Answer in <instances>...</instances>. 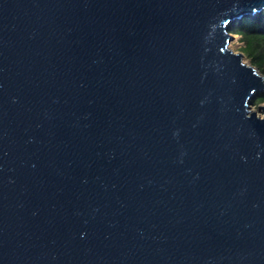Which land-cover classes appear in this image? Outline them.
I'll return each mask as SVG.
<instances>
[{"label":"water","instance_id":"1","mask_svg":"<svg viewBox=\"0 0 264 264\" xmlns=\"http://www.w3.org/2000/svg\"><path fill=\"white\" fill-rule=\"evenodd\" d=\"M264 0H0V264H264Z\"/></svg>","mask_w":264,"mask_h":264},{"label":"trees","instance_id":"2","mask_svg":"<svg viewBox=\"0 0 264 264\" xmlns=\"http://www.w3.org/2000/svg\"><path fill=\"white\" fill-rule=\"evenodd\" d=\"M227 30L237 34L243 55L264 74V10L232 20ZM260 103H264V92H258L250 99L252 105Z\"/></svg>","mask_w":264,"mask_h":264},{"label":"rangeland","instance_id":"3","mask_svg":"<svg viewBox=\"0 0 264 264\" xmlns=\"http://www.w3.org/2000/svg\"><path fill=\"white\" fill-rule=\"evenodd\" d=\"M232 35V39L230 40V42H229V48H231L232 50H234V51H238V52H241V50H240V47H241V44L239 43V41H238V36H237V34H231ZM244 61L245 62H250L245 56H244ZM251 105V109L252 110H255V111H257L259 114H260V111L258 110V108H257V106L256 105H252V104H250Z\"/></svg>","mask_w":264,"mask_h":264}]
</instances>
